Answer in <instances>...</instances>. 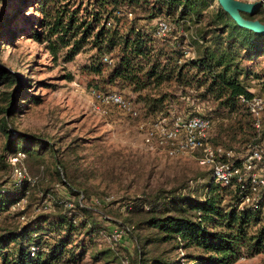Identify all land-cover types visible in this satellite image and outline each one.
Returning <instances> with one entry per match:
<instances>
[{
	"label": "trees",
	"instance_id": "16d2710c",
	"mask_svg": "<svg viewBox=\"0 0 264 264\" xmlns=\"http://www.w3.org/2000/svg\"><path fill=\"white\" fill-rule=\"evenodd\" d=\"M0 1L7 5L9 0ZM213 1L20 0L19 4L33 7L37 14L25 34L43 43L54 59L69 61L82 52L93 51L86 70L96 82L94 90L122 94L145 117L169 116L171 103H180V98L206 104L204 112L183 115L208 118V141L231 150L234 160L236 145L239 150L250 141L259 143L263 139L257 133L264 134V122L257 129L238 96L254 95L246 80L262 74L242 65L240 59L252 63L264 55V35L239 27L219 5L201 24ZM156 18L169 23L167 36L155 35ZM7 19L2 12L0 31ZM258 20L264 23L263 18ZM191 25L194 31L189 35ZM184 45L194 52L193 57L184 54ZM0 79L19 82L4 68H0ZM10 109L6 107L7 114ZM0 128L7 135V153L31 154L34 140L46 146L43 140L24 134L12 141L5 116ZM262 155L264 160L263 149ZM4 157L0 158L3 174L14 165L6 164ZM63 171L62 166L56 167V187L61 186L66 196L58 188L47 186L32 204L31 182L12 180L9 172L0 175V215L7 211L18 219L24 212H11V206L25 198L27 209L34 205L39 209L24 224L10 228L0 225V264H75L93 245L94 259L121 264H234L242 254L252 257L264 253V189L259 188L252 201L244 202L242 197L251 194L248 179L242 186L235 180L224 185L211 179L203 198L185 193L184 187L144 193L124 201L126 216L119 222L85 204L92 197L79 194ZM48 197L52 210L47 211L40 202ZM69 199L72 206L65 207ZM119 228L138 232L132 235L136 244L133 254L117 243L119 239H111L112 232ZM106 237L110 241L96 248Z\"/></svg>",
	"mask_w": 264,
	"mask_h": 264
},
{
	"label": "rangeland",
	"instance_id": "374dc122",
	"mask_svg": "<svg viewBox=\"0 0 264 264\" xmlns=\"http://www.w3.org/2000/svg\"><path fill=\"white\" fill-rule=\"evenodd\" d=\"M19 2L20 0H9L5 5L4 1H0V14L4 12L8 16V22H5L0 31V68L14 73L19 79V82L13 84L0 79V120L6 117L7 125L12 130V141L24 134L33 136L34 139L39 138L46 145L40 146L34 140L32 153L24 155L16 165H11L10 172L7 171L10 179L14 180L13 169L24 168L27 176L34 180L29 183L33 186L31 204L39 200L47 186L58 188L66 196L67 193L61 186L56 187L57 166L63 167V175L79 194L92 197L85 204L107 212L119 222L126 216L122 206L126 199L153 193L160 188L169 190L184 187L185 193L203 198L212 173L209 167L199 164L198 153L170 157L166 154L165 147L159 146L151 150L146 144L148 127L165 116L145 117L137 106V115L133 118L122 115L111 107L106 108L105 113L98 110V104L92 96V86L96 82L86 70L93 51L82 52L69 61H63L61 57L54 59L43 43L34 41L27 32L25 34L24 30L37 14L33 7H21ZM18 5L19 10L16 9ZM218 5L217 0L213 1L212 6L204 12L201 24L210 18ZM244 15L264 19V7L254 15ZM133 16L132 12L131 17ZM193 31L194 25H191L188 34ZM183 48L188 51L187 57L194 56L187 45L182 46ZM240 60L242 65L262 74L258 78L250 75L246 84L250 92L264 97V55L252 63L246 59ZM179 102L171 103L172 113L165 117L167 122L171 123L175 115L184 116L183 114L192 111L204 112L206 106L190 98H180ZM6 107L11 108L10 114L5 111ZM257 134L263 139L256 144L264 152V134L262 131ZM6 142L7 135L0 128V158L4 155L6 164H12V154L5 152ZM248 144L240 146L239 150L235 149L237 145L234 147V151L240 152H235L234 160H239L245 154ZM2 171L0 161V175L3 174ZM94 199L100 202L96 203ZM64 203L65 207L72 206L71 200ZM27 204L25 198L21 208L19 206L11 210L23 211V219L21 216L16 219L13 214L4 211L0 215V225L10 228L24 224L28 216L39 210L35 205L27 209ZM50 204L49 197L42 198L40 207L52 210ZM120 230V241L117 243L124 245L133 254L136 244L132 235L138 232L130 233L125 228ZM107 241H110L108 237L106 240L100 239L101 245L96 248L104 246ZM93 248L94 245L75 264H121L94 259ZM234 264H264V253L252 257L242 254Z\"/></svg>",
	"mask_w": 264,
	"mask_h": 264
},
{
	"label": "built area",
	"instance_id": "2783aa9c",
	"mask_svg": "<svg viewBox=\"0 0 264 264\" xmlns=\"http://www.w3.org/2000/svg\"><path fill=\"white\" fill-rule=\"evenodd\" d=\"M262 7H264V0ZM154 27L155 35L160 38L167 36L170 31L169 23L161 18L156 19ZM183 50L186 55L188 51H185V48ZM92 96L98 104L96 108L103 113L106 112V108L114 106L122 115L127 117L133 118L137 115L133 103L118 92L92 90ZM238 99L245 104L248 113L254 120V126L260 130L264 117V97L256 94L246 97L240 94ZM209 130L210 120L199 115L187 117L175 115L171 123L162 117L148 127L145 141L151 150L159 146L165 147V152L170 157L198 153L199 164L211 169L214 182L225 185L235 180L242 186V182L248 179L251 194L243 196L242 199L244 202L252 201L257 190L259 188L264 189V160L260 145L254 142L249 143L245 154L238 161H235L231 159L233 155L231 150H225L221 146H213L208 141ZM24 155L23 152H16L10 156V161L16 165ZM13 174L18 182L22 179H27L31 183L34 181L27 176L24 168L15 167ZM79 199H82V195ZM24 202L25 199L16 202L11 206V210L19 208V206L21 208ZM95 202L100 201L96 199ZM23 217L21 216L22 219ZM120 233L121 230H114L111 239H120Z\"/></svg>",
	"mask_w": 264,
	"mask_h": 264
},
{
	"label": "water",
	"instance_id": "95a60500",
	"mask_svg": "<svg viewBox=\"0 0 264 264\" xmlns=\"http://www.w3.org/2000/svg\"><path fill=\"white\" fill-rule=\"evenodd\" d=\"M263 0H217L221 9L242 28L264 35V23L258 19L244 17V14L254 15L262 6Z\"/></svg>",
	"mask_w": 264,
	"mask_h": 264
}]
</instances>
